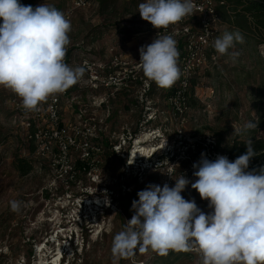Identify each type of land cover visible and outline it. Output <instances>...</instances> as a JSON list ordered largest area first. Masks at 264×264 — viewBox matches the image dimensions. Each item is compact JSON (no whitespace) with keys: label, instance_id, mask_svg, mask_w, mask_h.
<instances>
[{"label":"rangeland","instance_id":"374dc122","mask_svg":"<svg viewBox=\"0 0 264 264\" xmlns=\"http://www.w3.org/2000/svg\"><path fill=\"white\" fill-rule=\"evenodd\" d=\"M73 1L20 3L33 7L47 3L65 16L70 11L71 43L65 62L73 68L83 61L93 63L99 81L108 76L105 66L113 59L135 61L139 38L155 30L138 12L143 0H86L87 6L76 11ZM219 1L225 6L218 8L222 26L218 37L239 30L244 43L229 50L239 53L234 60L218 53L216 61L208 59L194 77L195 87L186 92L185 105L178 102L175 107L169 100L177 82L164 89L148 80L147 90L144 82L130 84L126 78V86L119 88L91 91L74 85L66 91L77 101L61 99L63 140L78 131L86 139L92 157L87 170L75 166L80 151L72 149L69 157H60V140L44 122L38 142L46 150L33 153L28 141L32 126L17 111L21 98L0 87V264H114L113 238L134 214L131 204L140 190L149 184L174 186L180 174L195 182L192 165L201 153L212 160L210 153L229 156L245 148L249 139L255 150L264 144V29L254 18L239 16L241 9L236 11L235 4ZM243 22L246 29L237 27ZM88 75L85 72L82 83ZM247 121L258 127L237 135L234 129ZM161 157L166 158L164 163L159 162ZM66 161L72 170L64 168ZM181 195L194 199L204 212L211 211L191 184ZM12 200L23 202L19 213L11 211ZM200 261L195 249L170 250L164 256L137 250L116 264Z\"/></svg>","mask_w":264,"mask_h":264},{"label":"clouds","instance_id":"9594fccd","mask_svg":"<svg viewBox=\"0 0 264 264\" xmlns=\"http://www.w3.org/2000/svg\"><path fill=\"white\" fill-rule=\"evenodd\" d=\"M195 7L194 0H143L138 12L159 30L192 16ZM0 19V87L21 98L26 111H38L49 97L82 80L86 67L73 68L65 62L72 25L55 6L0 0ZM238 43H244L239 30L225 31L213 47L234 60L239 53L229 50ZM177 45L172 34L158 31L152 43L139 49L144 77L160 88H170L180 79ZM257 127L247 121L234 132L241 135ZM245 145L246 152L232 161L222 155L209 160L201 153L192 165L195 182L180 174L174 186L149 184L140 190L131 204L134 214L113 238L114 264L137 250L164 256L170 250L193 249L201 256L200 264H264V166L249 170L256 150L251 139ZM189 184L208 202L210 212L181 195ZM9 203L11 211H21L22 201Z\"/></svg>","mask_w":264,"mask_h":264},{"label":"built area","instance_id":"2783aa9c","mask_svg":"<svg viewBox=\"0 0 264 264\" xmlns=\"http://www.w3.org/2000/svg\"><path fill=\"white\" fill-rule=\"evenodd\" d=\"M196 5L194 13L192 16L185 17L180 22L170 25L167 29H155L150 33H144L142 38H139V47L152 43L153 39L156 37L157 32L160 34H172L174 38L178 41V50L180 52L178 67L181 70L180 79L177 81L178 87L173 89V93L170 102H174L175 107L177 103L181 102L182 105L184 100H186V92L192 89V81L195 75L198 73L200 68L206 64L208 59L213 61L217 60V52L213 47L215 39L221 32V20L219 15V6H225L224 2L219 0H194ZM87 6L86 0H74L72 4V10L76 11L83 9ZM70 11L66 14V18L70 20ZM72 14V13H71ZM140 54L137 59L133 62H127L123 59L115 58L110 61L105 66V71H108V76L105 80H98L97 76H94L95 65L88 61H83L81 66L86 67V74H89V78L86 77V83L79 81L76 87L80 89L85 88L91 91L98 90L104 87H112L113 85L126 86L125 79L127 78L128 83L133 82H144L143 88L149 89L150 83L144 77L142 70L139 67ZM113 73H110V72ZM114 72H117L115 74ZM121 74V76H119ZM67 91V90H66ZM67 92L63 94H57L54 98L49 97V99L42 103L38 111H26L22 106V101L17 103L19 108L17 111H21L20 119H26L29 126H32L31 131L28 134V141H30L35 147V152L38 150L45 152V147L41 146L38 142L40 135H42L41 123L44 122L51 126L53 131V137L60 140L59 151L60 157L63 156L64 159L69 157V153L74 149L75 151H80V161L88 163L91 161V152L89 143L86 139L83 140V136L78 131L77 134L73 136H63L65 129L60 123V109H61V99L66 98ZM68 102L74 103L77 101L76 96H67ZM178 111L181 108L177 109ZM179 114V113H178ZM43 136V135H42ZM62 140V141H61ZM210 144L211 141H208ZM45 149V150H44ZM218 155L210 153L209 157L215 160ZM226 156L230 161L232 159L228 155ZM89 165V164H88ZM65 169L72 170L73 166L69 164V161L63 165Z\"/></svg>","mask_w":264,"mask_h":264},{"label":"trees","instance_id":"16d2710c","mask_svg":"<svg viewBox=\"0 0 264 264\" xmlns=\"http://www.w3.org/2000/svg\"><path fill=\"white\" fill-rule=\"evenodd\" d=\"M226 1L235 4L236 5V8H235L236 11L238 9H241V10H238V13H240L239 16L243 15L244 19H247L248 16L254 18L256 20V22L258 23V26L260 28L264 29V0H226ZM223 8H225V7H223ZM236 25L239 28L246 29L244 22H243V24L237 23ZM191 87H192V89L195 87L194 80L192 81ZM32 146H33V144H32ZM35 150L36 149L33 146L32 152L34 153ZM246 150H247L246 147L245 148H237V149L233 150L232 154L229 155V157L232 160H235L238 156L245 153ZM165 161H166L165 157H161L159 159L160 163H164ZM21 163H22L21 167H24L26 165L25 168H28V166H29L28 163H26V164L24 162H21ZM152 163L153 162L151 160V164ZM75 166H79V168H81L83 170H87L89 168V166H87V164L85 162L80 161V160L77 161ZM261 166H264V144L263 145L262 144L257 145L256 156L250 160L249 170L252 169V167H253V169L258 170ZM29 169L30 168H28V170ZM75 255L79 259L78 255L77 254H75Z\"/></svg>","mask_w":264,"mask_h":264},{"label":"bare ground","instance_id":"6f19581e","mask_svg":"<svg viewBox=\"0 0 264 264\" xmlns=\"http://www.w3.org/2000/svg\"><path fill=\"white\" fill-rule=\"evenodd\" d=\"M43 250H44V248H42L41 250H39V251H40V253H42V252H43Z\"/></svg>","mask_w":264,"mask_h":264}]
</instances>
